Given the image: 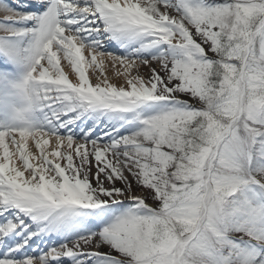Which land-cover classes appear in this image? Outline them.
<instances>
[{
	"label": "snow or ice",
	"instance_id": "snow-or-ice-1",
	"mask_svg": "<svg viewBox=\"0 0 264 264\" xmlns=\"http://www.w3.org/2000/svg\"><path fill=\"white\" fill-rule=\"evenodd\" d=\"M0 264H264V0H0Z\"/></svg>",
	"mask_w": 264,
	"mask_h": 264
},
{
	"label": "bare ground",
	"instance_id": "bare-ground-1",
	"mask_svg": "<svg viewBox=\"0 0 264 264\" xmlns=\"http://www.w3.org/2000/svg\"><path fill=\"white\" fill-rule=\"evenodd\" d=\"M71 78V77H70ZM31 143V142H30Z\"/></svg>",
	"mask_w": 264,
	"mask_h": 264
}]
</instances>
